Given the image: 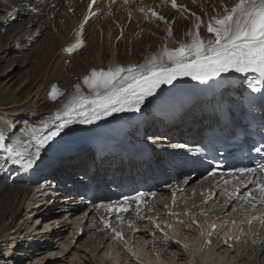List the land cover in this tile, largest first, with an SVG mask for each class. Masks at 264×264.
<instances>
[{"label": "bare ground", "instance_id": "bare-ground-1", "mask_svg": "<svg viewBox=\"0 0 264 264\" xmlns=\"http://www.w3.org/2000/svg\"><path fill=\"white\" fill-rule=\"evenodd\" d=\"M101 2L102 0H95V3L93 0H0V133L4 135L5 144H8L17 133L23 135L26 129L39 128L42 120H50V114H54L62 108L63 104L74 94L77 84L80 85L82 93L89 94L90 90L81 82V78L89 75L92 69L107 70L110 66L127 67L142 64L145 59L159 53L164 47L173 49L178 47L180 42H190L191 37L186 33L196 31L197 16L202 21L199 29L200 36L205 40L211 38L206 27L209 18L222 13V5L230 7L235 3V0H176L178 6H183V8L177 7L176 9L182 12L187 19L185 35L180 38L174 34L171 36L166 34L167 36L158 39L152 38L153 35L158 36V33L154 26H152L154 29L149 27L152 22H149L151 19L148 12H150L149 9L154 10L155 8L156 13L163 12L162 7L165 3L163 0H124L123 2L108 0L105 6L107 17L103 23L106 26L105 41L101 40L100 31L102 28H100V36L92 34V45H90L89 39H87V30L90 21L99 14L101 9L98 6ZM209 3L212 7L208 13L207 21L204 23L200 13ZM166 4L172 6L171 0H166ZM33 8H37L38 11H33ZM124 14H126L127 20L139 18L142 22H146V27L142 30L143 32H140L143 33V36L135 38L133 31L129 30L128 36L132 37L131 40L118 39L117 36L120 34H123V37L126 36L125 27H121ZM141 21L139 22L141 23ZM95 23L96 27L102 25L97 21ZM180 23L182 24L183 20ZM114 25L117 28L116 33L112 30ZM41 37L42 40L38 41ZM36 42L40 43L39 50L46 60L53 58L66 60L71 56V53L65 49L82 42L83 46L76 47L75 51L78 48L88 47V51L85 52L86 70L79 69L84 72L83 75L80 72H75L77 81L68 83L72 88L74 87V90L66 93L64 97L59 98L57 95L56 100L50 98V92L53 91V88L66 92V71L45 73L44 87L39 86L41 89L36 93L35 101L20 105L21 94L31 85L29 72L31 65L36 63V60L29 53L22 57H16L15 54L30 51V47ZM43 46L45 47L43 48ZM91 63L93 65H90ZM25 68L27 69L22 76L14 75L15 72H22ZM15 78L18 80L13 82ZM11 82L13 88L7 91L6 87ZM171 86L172 84L161 85L152 96L145 99L139 111H125L112 115L117 117L130 114L132 117L141 113L144 116H142L143 121H146L144 122V136L147 138L155 137L157 141H161L165 135H170L172 138L177 136L175 142L178 143L176 145L186 141L195 142L205 128V122L201 116L203 109L199 105L195 104L183 110L169 122L168 127L164 126L166 119H158L154 115L156 111L154 102L161 104L164 94L170 91ZM97 121L91 124L77 122L69 125L61 133L63 137L55 138L43 154L52 153L55 145H64L63 150L72 147L82 148L81 138L86 136ZM7 124L9 126L6 127ZM5 127L6 129H4ZM19 138L23 141L30 140V137L21 138V135ZM74 139H80L81 144L79 141L71 144ZM75 155L64 158L60 162L59 169L61 167L63 171L71 170V168L73 170L81 169L91 153L89 150L80 149ZM8 156L7 152L0 149V264H108L109 261H111L110 264H196L197 261L194 258L189 261L190 252L188 249L185 250L182 245H189L184 237H193V234L183 235L185 226L179 224L176 217H174L175 224L172 233L176 235L175 239L180 243L177 244L176 241L169 240L167 248H165L162 243L163 235L148 228L145 219H137L133 211L126 215L119 214L122 216V220L118 219L120 228L116 227V231L120 230L127 236L134 230L129 225H134L137 230L134 237L141 241L139 246H133L130 243L131 240L127 242L128 248L136 253V256H133L130 255L132 252H129L128 248L125 249V243L114 239L115 233L112 234L108 231V227H105V220L109 224H115L117 214L115 211L109 212L107 208L101 206L88 209L84 204L74 202L75 200L72 198L74 195L70 191H66V198L55 204L57 211L53 212L54 214L44 209H38L40 200H38V195L34 194V190L38 181H46L49 179L46 177L51 176L41 177L39 173L36 174V165L32 169H24L21 165L13 164ZM100 160L99 170L95 177L100 178L104 184L107 181V173L115 181L123 182L125 179V182L128 183L135 179L136 170L142 176L152 171V164L135 161L130 156L126 162L121 161V157L107 158L104 155ZM55 169L57 170L58 166ZM167 173V178H173L174 173L179 178L187 176V179L180 182L177 188L162 192L161 201L166 203L167 210L156 207L151 209V212L161 213L159 215L163 217L169 215L170 210L178 213L179 220H183L186 224L192 213L204 209L207 205L205 214L200 216L202 227L210 222L229 224L234 217L238 218L242 226L247 224L244 219L245 210L247 205L251 206V204H243L240 199L229 201L226 204L228 196L223 200L218 191L219 188L214 187L213 181H201V178L196 176L189 177L187 172L184 173L177 168H170ZM74 186L79 188L76 184ZM171 191L177 193L175 204L172 202ZM215 192H217V196L209 200L208 197H212ZM171 207L174 208L171 209ZM233 207L236 211H233ZM182 213H186V215ZM144 217L146 216L144 215ZM220 217L221 222L217 220ZM167 219L169 223L172 222L171 217ZM160 223L164 224V220ZM148 229L152 231L154 237H151L146 231ZM195 230L198 233L201 232L199 229ZM203 230L205 233L209 231L204 228ZM164 231L169 233L168 230ZM249 231L253 233V237L248 236L246 228L243 237H239V242L232 241L226 245L223 239L218 240L217 243L223 253L219 264H264V227L258 225V227H251ZM178 233L182 237H179ZM199 235L201 234L199 233ZM155 253L159 254V259L154 255ZM32 256L34 257L31 258Z\"/></svg>", "mask_w": 264, "mask_h": 264}, {"label": "snow or ice", "instance_id": "snow-or-ice-1", "mask_svg": "<svg viewBox=\"0 0 264 264\" xmlns=\"http://www.w3.org/2000/svg\"><path fill=\"white\" fill-rule=\"evenodd\" d=\"M171 3L173 8H183L176 4V0H171ZM222 7V13L211 16L207 22V32L211 34V38L205 40L200 36L199 29L202 21L197 16L196 31L186 33L191 37L190 42H180L179 46L173 49L164 47L159 53L145 59L142 64L127 67L110 66L107 70L92 69L89 75L83 77V83L90 90L89 94L82 93L80 85L77 84L74 94L69 97L61 109L50 114V120H42L39 128L24 130L30 140L25 142L20 138H15L13 143L5 144L4 135L0 133V149L9 154L8 158L13 164L21 165L24 169H32L41 159L42 153L69 125L77 122L91 124L111 116L113 113L139 111L145 99L152 96L161 85H171L179 77L187 76L193 80L204 81L218 77L222 73H253L255 76L248 82V86L253 92L260 93L259 100L264 104V0H235V3L230 7L227 5H222ZM32 10L38 11L37 8ZM149 11L152 16L158 17L160 20L164 19L162 16H158L154 10L149 9ZM168 35H172L171 29H169ZM78 46L82 47V42L65 50L72 53ZM58 94L62 95V93L52 91L50 98L55 100ZM176 147L185 148L187 146L180 144ZM190 151L202 152L203 149L194 148ZM255 151L264 156V144L255 148ZM237 173L239 176H236ZM209 175L215 176L216 173L210 172ZM231 175L233 178L239 179V187L232 192L225 190L228 196L226 204L229 201L240 199L251 204L253 209L257 204L264 205V159L257 161L255 167H238ZM224 183L227 184L229 181L224 179ZM249 184L254 187L241 196L240 187L247 188ZM143 195L140 193L131 198V202L137 205L134 210L135 216L141 220L145 219L140 208L142 203H146L142 200ZM152 195L155 196V193ZM175 197L176 193L173 192V204H175ZM208 199L210 200L212 197L209 196ZM130 207V198L126 196L119 206L110 205L107 206V210L115 211L117 214L128 213ZM167 207L165 205V208ZM233 211H236L235 207H233ZM168 214L176 217L177 222L184 225L185 222L179 220L178 213L169 210ZM117 219L122 220V216L117 215ZM148 220L154 225V230L163 231L161 223H158L155 218L148 217ZM253 220H260L261 224H264V219H261L260 216H253L247 220V223L251 225ZM104 223L106 228L110 227L108 221L105 220ZM231 223L235 225L236 221L232 220ZM192 224L199 227L195 219L190 222V225ZM129 226L135 228L134 225ZM164 226L173 227L169 222H165ZM224 227L226 225L220 226L221 229ZM209 229L206 233L201 229L200 234L205 237L203 246L211 245L210 238L214 232L218 231V226L216 223H212L209 225ZM112 231L115 233L114 239L123 241L124 237L121 232L116 231L115 228ZM170 239L167 232H164L162 243L165 248H167ZM231 239L233 237H227L224 243L228 244ZM176 243L179 244L180 241H176ZM229 246L231 247V245ZM125 247L128 248L126 243ZM183 247L187 250L188 245L184 244ZM128 250L132 252L131 248ZM132 255L136 256V253L132 252ZM154 255L159 259L158 253ZM137 259L139 260V257Z\"/></svg>", "mask_w": 264, "mask_h": 264}, {"label": "rangeland", "instance_id": "rangeland-1", "mask_svg": "<svg viewBox=\"0 0 264 264\" xmlns=\"http://www.w3.org/2000/svg\"><path fill=\"white\" fill-rule=\"evenodd\" d=\"M106 1H108V0H102L101 4L98 6V8L101 9L99 11V14L94 19H92L90 21V25H89L88 30H87V32H88L87 39H89L88 41H89L90 45H92V43H91L92 34H95V36L99 37L100 33H101V40L105 41L106 26L103 25V23H104L105 18L107 17V15H106V13H107L106 9L107 8L105 7L106 6ZM120 1L123 2L124 0H120ZM163 1L165 2L163 4V7H162V9H164V11L163 12L159 11L158 12V16H162L165 20L164 19L160 20V19H158V17H154V16L151 15L150 12H148L149 15H150V19H151V20H149V22H152L151 23L152 25H149V27L154 26L156 28V30H157V33H158V36L157 35H153L152 38L158 39V38H162V37L167 36L168 32H169V29H171V31L173 30L172 34H174L176 37H180L181 38L183 35H185V32H186L187 23H185V22L187 21V19L185 18L184 14H182V12H180L178 9L173 8L169 4H166V0H163ZM114 2H117V1H114ZM121 2H119V3H121ZM205 6H204V9L201 8L202 12L200 11L201 12L200 16L203 17L204 23H206V21H207L206 19L208 18V13L211 10L210 8L212 7L211 3H209V4L205 5ZM154 10H156V8ZM139 13H140V11L138 10V14ZM125 17H126V14H124L122 16L121 27H125L124 29H126V32H125L126 36L123 37V34H120V35L117 36L118 39L124 40V41H126L128 39L131 40L132 37L129 38V36H128L129 35V32H128L129 30L133 31V36L135 38H139L140 36H143L142 35L143 33H140V32L146 27V25H147V24H145L146 22H144V21L142 22L139 18H137L135 20H132L131 18H129L127 20V18H125ZM123 19H124V22H123ZM181 20H183L182 24L180 23ZM95 21L101 23L102 24L101 27H96ZM139 21H141L142 24ZM124 24H126V25L123 26ZM178 25H180V26H178ZM100 28H102L101 31L99 30ZM116 29L117 28L114 25L112 27V30H114L115 33L117 32ZM99 31H100V33H99ZM102 38H104V39H102ZM141 38H143V37H141ZM41 40H42V37L38 41H41ZM48 45H49V43H48ZM39 46H40V43L36 42L35 44H33L30 47V51H28V52L26 51V52H24L22 54H15L16 57H18V56L22 57V55H26V54L27 55H29V54L31 55L32 54L31 56L36 60V63L31 65L30 72H29V75L31 76L30 77L31 78V85L29 87H27L26 90L21 94V96L19 98V104L20 105L25 104V103H33L35 101L36 93L38 92L39 89L44 87L45 78H46V77H44L45 73H47V74L50 73L51 74L52 72L58 73V72L63 71V70L66 71V73H65V83H67V86H66L67 90H65L66 92H61L62 90H60V89H58V90L55 89V88L52 89L53 91H57L58 93H62V95L58 94L59 95L58 97L60 98L62 96L64 97V95L66 93H70V91L74 90V87L72 88V86H70L68 84L69 82L72 83V82H76L77 81L78 78L74 75V73L75 72H80L81 75H83L84 72L83 71L81 72L79 69L83 68L84 70H86L87 60H86L85 52L88 51V47L87 46H86V48H78L77 51L72 52L71 56L69 58H66V60L59 59V58H53L52 60L51 59L46 60V57L44 55H42L43 53L39 50ZM44 47L45 46H43V48ZM105 47L107 48V45ZM90 65H93V63H91ZM26 69L27 68L23 69L22 72L16 70L18 72H15L14 75L15 76H22V74L24 73V71ZM16 80H18V79L15 78V80H13V82L16 81ZM81 82L83 83V77L81 78ZM12 84L13 83L11 82L9 85H7V87H6L7 91H9V89L13 88ZM39 86L40 87L42 86V87L39 88ZM13 257H15V256L13 255ZM33 257L34 256H32L31 258H33ZM16 258H17V256H16ZM17 259H19V258H17Z\"/></svg>", "mask_w": 264, "mask_h": 264}]
</instances>
